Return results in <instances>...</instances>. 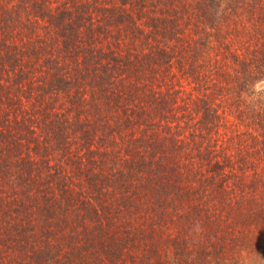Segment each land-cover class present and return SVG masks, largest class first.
I'll use <instances>...</instances> for the list:
<instances>
[{
  "label": "rangeland",
  "instance_id": "obj_1",
  "mask_svg": "<svg viewBox=\"0 0 264 264\" xmlns=\"http://www.w3.org/2000/svg\"><path fill=\"white\" fill-rule=\"evenodd\" d=\"M200 2L189 1V8L184 7L188 12L183 13L190 19L197 18L198 24L204 18L201 12L204 7ZM113 4H118V0L104 1V7ZM237 5L241 8L239 16L222 15L211 21L217 31L214 29L212 39H209L213 40L216 49L208 52L206 59L196 61L198 69L191 70L185 64L184 72L178 73L182 75L175 87L181 95L178 108L172 112L168 110L165 116L163 113L164 118L153 125L152 132L150 126L145 125L149 118L159 120V116L154 110L150 115L143 111L158 95L164 97L166 92L161 49L164 50V14L168 13L164 11L163 3L156 1L151 8L146 7L141 17L137 16L135 8L127 6L125 11L133 16L135 30H131L128 22L109 23L106 34L92 33L87 20H82L79 28L82 57L77 60L80 65L71 73L72 78L70 66L74 64L61 69L67 83H58L63 80L51 78L53 66L47 75L42 59L38 58L41 66L36 63L38 68L31 66L28 72L29 78L35 81L33 88L27 89L31 82L24 81L22 91L15 94L20 108L14 105L10 110L9 106L6 109L0 105V154H4L6 162V166L2 162L5 171L0 175V264H39V247L44 253L48 243L55 245L51 252L57 262L52 263L51 256H46L42 264H73V258L76 261L80 256L92 264H264V185L257 182L253 188L252 176L254 172L264 175V160L255 167H247L245 172L238 167L237 155L244 151L241 149L243 142L249 139L241 133L243 127L234 116H229L228 112L221 115L222 109L227 107L225 101L229 102L230 96L234 95L227 87L232 84L242 87L245 83L239 84L233 79L236 67L239 68L235 59L244 58L242 54L250 46L244 39L239 40V44L233 35V32L242 34V24H246L248 18L243 10L247 0L242 7ZM189 25L192 27L191 23ZM193 30L195 32L196 28ZM70 33L72 35L73 31ZM66 40L75 42L77 37L68 36ZM15 42L19 43L18 40ZM223 44L229 45L224 52ZM221 52V56L209 62ZM73 54L71 52V56L65 58L66 64L76 63ZM223 55L227 56L225 62H222ZM31 60L35 59L31 57ZM223 67L226 78L217 76L223 73L217 71ZM108 78H113V94L108 91L100 94L99 89H104ZM79 83L82 92L74 102L73 98L79 96ZM252 86L242 96L246 110H253L258 101H264L263 96L257 97L264 91V81ZM91 88L97 90L95 97H92ZM203 99L218 104L214 106L223 117L219 124L216 123L215 132L203 134H211L218 142L216 156H223L222 148L229 155L230 159L217 158L228 176L218 174L213 179L212 173H208L209 162L196 153L198 148L189 152L180 146L189 131L193 134L205 131L199 127L203 124L202 113L196 115L198 105L202 104L199 101ZM59 103L66 106H58ZM70 105H73L72 109L68 110ZM172 113L175 119L170 118ZM188 122L194 125L190 130L185 127ZM145 133L148 136L144 137ZM111 142L116 143L112 145ZM216 163L214 172L217 171ZM129 164L132 171L126 168ZM57 169L65 187L69 185L76 192L83 187L82 204L90 202L100 211L108 203L99 202V185L103 190L115 193L107 197L101 194L105 201L113 200V196L123 198V191H129V196L131 191H138L133 197L135 207L132 211H112L111 206V211H106L104 207V226L111 225L110 216L115 217V226H111V230L118 239L119 258L113 262L108 263L107 259L114 255L101 254L98 244L85 248V242H77L76 238H69L67 242L68 238L64 239L61 231L72 232L69 227H59L57 216H53V220L45 219L44 213L28 208L25 196L29 194L35 198L39 194L36 188L22 187V177L31 175L34 182L48 179L49 190L58 195L57 180L50 182ZM197 169L201 175H197ZM89 171L90 175L91 172L98 173L96 184L89 183ZM112 171L131 172L135 189L133 185H121V179H117ZM150 178H160L158 183L166 191L159 195L162 201L155 203L159 208H150L156 200L150 199L153 197L150 192V200L142 196L143 191H149ZM153 189L162 191L160 187ZM42 192L45 191L42 189ZM19 199L24 200L26 206L20 207ZM77 199V195L74 196L72 207L83 213L84 205L82 207ZM67 214L69 217L76 215L71 210ZM53 221L57 230L52 226ZM87 224V227L72 225L79 240L85 239L86 230H96L92 220L88 219Z\"/></svg>",
  "mask_w": 264,
  "mask_h": 264
},
{
  "label": "trees",
  "instance_id": "obj_2",
  "mask_svg": "<svg viewBox=\"0 0 264 264\" xmlns=\"http://www.w3.org/2000/svg\"><path fill=\"white\" fill-rule=\"evenodd\" d=\"M104 1L110 3L114 2V0H0L1 106H6V109L9 106L10 110L14 108H12L14 105L20 108V102L15 94L22 91L21 84L24 81L31 82L27 84V89L33 88L32 86L35 81L32 77L29 78L30 75L28 72L31 66H34L37 69L38 67H36L35 64L39 63L41 59V64H44V67H46L47 75H49L51 66L54 67V73L52 71L53 76L51 75V78L54 80H63L58 83L68 82L64 77H62V70L66 67V65L70 66L74 64V66H70V78H72L73 74L71 73L75 72L76 67L80 65L77 64V60L82 57V47H80L81 39L79 38V28L82 26V20H87L92 33L93 31H98L106 34L108 32L106 25L109 23L125 24L128 22L132 27L131 30H135V20L129 12L125 11L126 7L130 6L131 8H135L138 12L137 16L141 17L144 14L146 7L151 8V4L158 1L164 4V11L168 13L164 14V50L161 49L164 53V78L166 79V92L164 97L158 95L157 98L143 111V113L147 112L150 115V112L154 110L156 115L159 116V120L149 118V123L145 125L150 126V130L152 132L153 125L160 123V120L164 118L162 116L163 113L165 116V113L168 112V110H171L172 112L178 108L180 102L179 98L181 95L176 92L178 89L175 87L178 83H180L182 77V75L179 76L178 73L182 74L184 72L185 64H188V67L191 70L192 68L198 69L199 65L196 61L199 58L206 59V54L208 52H212L213 49H216V47L212 45L213 40H210L216 30L214 26L215 23L213 22L212 25L211 21L222 15L230 16L234 14L239 16V10H241V8H239L240 5L238 6L237 4H241L242 7V4L246 0H226L225 3L222 1L218 2L219 0H201L200 3L204 7L201 9V12H203L204 18L201 20L200 24H198L197 18L190 19L188 16H183L184 12H188L186 10L189 8V1L191 0H118V4H113L110 7H104ZM184 7L186 10H184ZM243 10L247 13L248 18L247 23L242 24V30L240 31L242 32V34H240L242 36L237 35L235 32H233V35L238 38V43L239 40L244 39L249 42L250 46L247 50L244 49L246 50V53L243 52L242 54L244 58H241L239 61L235 59V62H238L235 63V65H238L239 68L236 67V74L233 76V79L239 84L240 82L245 83L242 87H234V84L227 87V89L229 88L234 92V95L230 96L231 99H229V102L225 101L227 107L226 109H222L221 115H225V113L228 112L229 116H234L237 123L243 127V132L238 130V133H244V136H247L249 139V141L246 140L243 142L241 149L244 151H240V154L237 155L238 158L236 159L238 167L245 172L247 167H255L257 163L264 160V101H258L259 103L253 107V110H246L243 108V104L246 103V101L242 98V96L246 95L248 90L253 87L252 84L264 81V0H247V5L243 8ZM151 20L154 19L151 18ZM190 23L192 27L189 25ZM194 28H196L195 32L193 30ZM137 30L140 31L139 29ZM72 31L73 33L71 35L70 32ZM190 31H193V34H189ZM68 36L71 38L72 36L77 37V41H67L66 37ZM16 40H18L19 43H16ZM59 41H61V45L59 44ZM214 41L218 42V39H215ZM228 46L229 45L223 44V52ZM71 52L75 53L73 55L76 57V63L66 64L65 58L67 56L70 57ZM223 52H221V54L217 53L214 59H210L209 62L212 60L215 61L216 58L223 54ZM31 57L35 60H31ZM225 61H227V56L223 55L222 62ZM41 64L39 63V66H41ZM224 69L225 67L219 68L217 71L223 72ZM107 76L108 74L105 73V77ZM217 76H223L224 78L227 77L226 72ZM76 82H79V80L76 79ZM112 82L113 78H108L104 89H99L100 94H105L106 91L113 94ZM90 91L92 97H95L97 90L92 91L91 88ZM29 92L32 93V90H29ZM81 92V84L79 83V92L77 93L79 96L73 98L74 102H76L78 97H80ZM132 96L133 95H131V97ZM260 96H263L264 99V91L260 92L257 97ZM70 102H72V100ZM199 102L203 105H198L196 115L202 113L205 121L203 119V124L200 123L199 127L204 128L205 131H200L198 134H193V131H189L187 139L183 138L184 142L180 146L189 152L198 148L196 153L203 160H205V162H209L210 168L208 173H212L213 179H215L218 174L228 176V174L225 173L226 171L224 172L223 170V165L219 163L217 158L228 157L230 159L229 155L223 151L222 148L221 155L223 156H216L217 153L215 152V149L217 145H219L218 142H216L214 138L212 139L213 136L211 134H203V132H215L217 129L215 125L219 124L222 120L223 117L220 116L219 109L215 108L218 104H214V106L206 99ZM4 106L2 108H4ZM58 106L65 107L66 104L59 103ZM72 106L73 105H70L68 110H71ZM201 106L202 108H200ZM61 110L63 109L61 108ZM174 115L175 114L172 113L169 116L170 118L175 119ZM76 116L79 118L80 115L76 114ZM141 116L142 115L139 116V119H141ZM204 123H206V125H204ZM192 126L194 125L190 122L185 123L187 130H190L189 128ZM143 136L145 137L148 135L145 133ZM237 138L240 139L239 137ZM115 143L116 142H111L110 144L114 145ZM252 157H255V159H252ZM4 160V154L1 153L0 175H2L5 171V169H3V166L6 163ZM214 163H216L217 166V171L215 172ZM144 164L149 165L150 163ZM135 166L136 164L134 165V168H136ZM126 168H128L127 170L132 171L130 164ZM117 172L118 174H116ZM112 173L117 175V179H121V185L129 184L133 185V188L135 187L134 181H132L134 175H132L131 172L125 174L123 171H112ZM231 174L233 173L231 172ZM194 175H196V173H194ZM197 175H201L200 169H197ZM252 176L254 180L253 188H255L257 182H261V185H264V175L261 172H254L252 173ZM62 177L63 176L59 173L58 169L55 170V174L50 177V182H52V180H57L56 184L59 185L58 195L55 191L51 192L49 190L50 183L48 182V179L34 182L31 175H28L26 178L22 177V187L25 189L36 188L39 194L35 198L30 197L29 194L25 196L29 202L28 208L33 207L32 210L37 209L36 211L44 213L42 216L45 219L50 220L53 216H57V223H59V227H69L72 232L69 234L68 231H61V236L64 237V239L68 238L66 240L67 242L69 238H76V240H78L77 242H85V248L94 247L98 244L101 254L114 255L112 258L107 259L108 263L113 262L116 258H119V250L117 248L119 243H116L118 239L115 237V231L112 232L111 230V226H115V217L110 216L111 222L109 223L111 225L107 224L104 226L102 222L104 207L106 208V211H111L110 206L114 208L112 211H132L135 207V198L133 197L138 191H131L132 194L130 196L127 194L129 191H123V198L117 199L113 196V200L108 199L105 201L104 198H101V194H105V197H107L114 195L115 193L110 190L105 191L99 185V187H97L99 192L98 196L100 198L99 202L104 201V203H108L106 206H102V211H100V208L97 209L95 206L91 205L90 202L85 203V205L82 204L81 194L84 193L83 187L80 189V192L73 191L70 189L69 185L65 187L66 184L64 185V183H61ZM87 177H89L88 179L90 180L89 183L91 185L96 184L95 182L98 181V173L92 174L91 172L90 175L89 171ZM208 177L209 176H206L205 178L208 179ZM8 179L10 178L8 177ZM159 179L160 178H150V184L147 185V190H149L148 193L147 191H143L142 193V196H146L148 200H154L156 198L152 204L154 207L150 208H155V206L159 208L160 206L155 203H160L162 198L159 195H163L164 192H166L162 189V184L158 183ZM37 184L38 186H36ZM156 187H160L162 191H159V189H153ZM42 189L45 192H42ZM169 191L171 192L170 185ZM149 192L153 196L150 199L148 197ZM76 195L78 197L77 201L81 203L82 207L84 205L83 209L85 211H83V213L82 211H75L72 207L74 204L72 201ZM140 201L143 202L142 200ZM19 204L20 207H23V205L26 206L25 201L22 199H19ZM55 205L56 207H54ZM69 210L74 211L76 215L69 217L67 214ZM100 212L102 213L101 215ZM88 219L93 221V228L96 230H86L84 234L85 239L79 240L78 233L73 230L74 226L72 225L78 224L79 226L87 227ZM52 226L55 230H57L58 227H56L54 221ZM54 247L55 245L48 243V249H46L44 253L43 248L39 247V258H37L39 264H42L44 258H47L46 256H51L52 263L57 262V259H55L53 253L51 252ZM74 259L75 257L73 258V264H92L81 256L78 257L76 261H74ZM99 263L104 264L102 262Z\"/></svg>",
  "mask_w": 264,
  "mask_h": 264
}]
</instances>
